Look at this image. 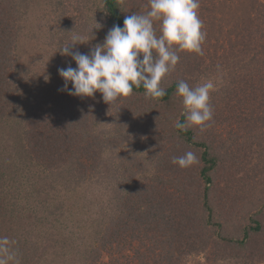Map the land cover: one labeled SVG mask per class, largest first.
Returning a JSON list of instances; mask_svg holds the SVG:
<instances>
[{
    "label": "trees",
    "instance_id": "trees-1",
    "mask_svg": "<svg viewBox=\"0 0 264 264\" xmlns=\"http://www.w3.org/2000/svg\"><path fill=\"white\" fill-rule=\"evenodd\" d=\"M228 1L200 0L199 16L216 41L235 36L239 59L223 99L242 95L251 112L239 116L254 128L264 120V0H237L235 27L217 17ZM55 2L0 0V236L16 241L20 264H189L200 255L203 264H256L264 159L261 169L248 164L249 177L230 171L221 187L228 155L217 122L204 131L175 126L185 122L177 82L195 81L166 82L155 99L134 86L112 105L99 91H60L58 69L76 63L60 52L67 43ZM102 10L109 29L130 15L124 0H104ZM210 103L222 123L218 100ZM188 151L197 163L173 164Z\"/></svg>",
    "mask_w": 264,
    "mask_h": 264
},
{
    "label": "clouds",
    "instance_id": "clouds-1",
    "mask_svg": "<svg viewBox=\"0 0 264 264\" xmlns=\"http://www.w3.org/2000/svg\"><path fill=\"white\" fill-rule=\"evenodd\" d=\"M148 4L147 12L126 16L123 27L113 25L103 43L93 45L87 53L74 50L75 46L94 39L93 29L97 27L89 30L87 40L85 34H73L60 52L71 56L76 67L58 69L64 80L60 91L80 97H94L99 91L103 101L110 105L132 95L134 86H143L146 98L164 97L167 93L162 81L175 70L180 61L178 53L188 51L202 56L207 33L199 16L200 0H148ZM217 90L218 83L211 79L195 87L185 80L178 81L176 94L182 97L185 122L177 121L175 126H198L200 131L211 127L214 109L210 93ZM172 162L187 168L198 159L188 151ZM15 244V240L0 236V264H20Z\"/></svg>",
    "mask_w": 264,
    "mask_h": 264
},
{
    "label": "rangeland",
    "instance_id": "rangeland-1",
    "mask_svg": "<svg viewBox=\"0 0 264 264\" xmlns=\"http://www.w3.org/2000/svg\"><path fill=\"white\" fill-rule=\"evenodd\" d=\"M55 3L60 16L58 28L60 30V35L63 36L66 43L70 41L69 37L75 33L85 34V39L87 40L88 36L86 34L89 30L92 27H97L93 29L94 39H91L86 43H78L74 50L78 49L82 53H87L93 45L103 43L107 32L110 30L105 24L102 15L104 14L102 10L104 0H56ZM228 3L229 7L227 8H216L217 17H225L228 19L229 23L223 18L224 27L227 26L225 25L226 22L229 26L235 27L238 17V13L236 11L238 1L230 0ZM126 4L130 15L135 12L143 14L149 10L148 0H124L125 10ZM48 9L49 6L47 7V10ZM62 13L64 14L62 15ZM50 17L52 20V16ZM222 23L223 22H220L219 19V21H217L213 26L216 27ZM155 25L158 28L159 22H155ZM229 26H227V28H229ZM205 28L211 32V25H205ZM207 30L204 29L207 33L206 40L202 45L204 54L201 56L194 52H179V63L176 65L175 70L170 72L167 77L164 78L162 84L165 85L166 82H171L173 79L181 78L195 81V86L204 83L209 79L218 83V90L210 93V101L211 99L213 101L214 98L218 100L217 108L218 111L221 112L218 114V119L220 121H224L218 124L217 119H215L214 122H217V128L213 130V128L210 127V130H213L217 139L223 143V149L228 155V159L225 162L226 168H223L221 172L223 175V177L221 176V187H223L227 180L229 182L232 180L230 171L235 173L241 170L239 176L245 172L246 176L249 177L248 173L251 172V166H253L251 163L257 162L260 165L259 168L261 169V159H264V120L256 123L253 121L254 128H252L250 125L252 123V119L251 121H243V119L239 116V112L241 110H243L246 116L251 112L248 108H241V106H244L240 101L242 95L239 98L235 95L234 99L228 103H226L223 99L227 94L224 92V88L226 86H230L227 73L232 70L234 65L238 62L239 48L237 46L235 36H233L234 41L232 44L222 38L219 41H216V39L210 37V33H208ZM211 33L213 34L214 31L212 30ZM218 35L219 30L217 36ZM213 45L216 46V49ZM215 53L216 56L214 55ZM212 54L214 57H212ZM198 64H201V67L199 66L200 69H198ZM218 65L220 66L219 70H217ZM221 71L224 73H221ZM238 92L240 93V90H238ZM247 107H250L249 104ZM214 124L216 125V123ZM164 143L165 146L166 144L169 145V141L166 138ZM131 147V144L126 146V153ZM245 149L248 151H245ZM160 152L164 153V151ZM247 154H249V156ZM248 164L251 166L248 167ZM256 253V264H264V255L258 252ZM209 258H211V256H209ZM232 260L235 259L232 258ZM204 261L205 257L200 255L197 257H191L189 264H203ZM220 262H222V264L227 263L226 260H222Z\"/></svg>",
    "mask_w": 264,
    "mask_h": 264
}]
</instances>
